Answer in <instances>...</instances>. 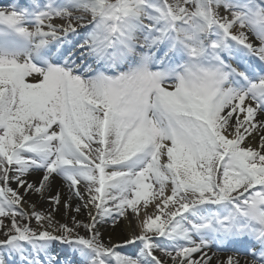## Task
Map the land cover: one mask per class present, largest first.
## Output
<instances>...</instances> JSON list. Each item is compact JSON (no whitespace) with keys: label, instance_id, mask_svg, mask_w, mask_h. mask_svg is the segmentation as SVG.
Masks as SVG:
<instances>
[{"label":"snow or ice","instance_id":"snow-or-ice-1","mask_svg":"<svg viewBox=\"0 0 264 264\" xmlns=\"http://www.w3.org/2000/svg\"><path fill=\"white\" fill-rule=\"evenodd\" d=\"M5 256L264 264V0L0 7Z\"/></svg>","mask_w":264,"mask_h":264},{"label":"rangeland","instance_id":"rangeland-1","mask_svg":"<svg viewBox=\"0 0 264 264\" xmlns=\"http://www.w3.org/2000/svg\"><path fill=\"white\" fill-rule=\"evenodd\" d=\"M13 187H15V185H13ZM65 192L67 193V190L65 189ZM33 201H35L39 206H42V209L43 208H46L47 207V204H42V203H40L39 201H37L36 200V197L35 198H31ZM73 201L75 202V203H77V201L75 200V199H73ZM61 213H63L62 211H61ZM59 215V214H58ZM59 217H60V215H59ZM61 218V217H60ZM80 219H82V220H86L87 219V213L86 212H84L80 217H79ZM120 227H121V224H118L117 226H116V228L115 229H113V228H111V227H107L106 229H104L103 231L105 232L104 233V236H105V240H107L108 238H109V235H111V238L114 240V239H118V238H123V235H124V233L123 232H121V229H120ZM108 235V236H107ZM63 245H57V247H62Z\"/></svg>","mask_w":264,"mask_h":264},{"label":"bare ground","instance_id":"bare-ground-1","mask_svg":"<svg viewBox=\"0 0 264 264\" xmlns=\"http://www.w3.org/2000/svg\"><path fill=\"white\" fill-rule=\"evenodd\" d=\"M1 6H3V5H0V7ZM57 22H59V21H57ZM65 195H67V193L65 192ZM31 198H35L34 196L33 197H31ZM30 198V199H31ZM32 200V199H31ZM33 201V200H32ZM33 202H35V201H33ZM72 203H73V205H75L76 203L72 200ZM37 206L39 207V208H41L42 209V206H39L38 204H37ZM60 211H64V209L63 208H61V210ZM58 219L60 218L59 217V215H58V217H57ZM120 229H121V232H122V229H123V224H121V227H120ZM105 233V232H104ZM108 236V235H107ZM120 239H122V238H116V239H114V241H119ZM219 256H220V258L221 259H223L226 255H227V253H220V254H218ZM6 259V258H5ZM214 259H215V257H214ZM7 260V259H6ZM7 262H8V260H7ZM8 264H9V262H8Z\"/></svg>","mask_w":264,"mask_h":264}]
</instances>
